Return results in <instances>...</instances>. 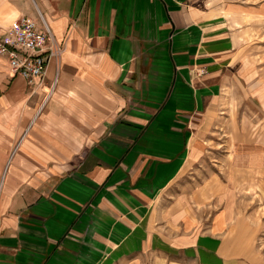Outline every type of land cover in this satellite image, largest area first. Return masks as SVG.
<instances>
[{
  "label": "crops",
  "instance_id": "1",
  "mask_svg": "<svg viewBox=\"0 0 264 264\" xmlns=\"http://www.w3.org/2000/svg\"><path fill=\"white\" fill-rule=\"evenodd\" d=\"M259 3L0 0V39L38 10L63 49L34 87L0 56V264H264L260 220L222 199L264 197L225 23L264 20ZM219 150L226 188H176Z\"/></svg>",
  "mask_w": 264,
  "mask_h": 264
},
{
  "label": "rangeland",
  "instance_id": "2",
  "mask_svg": "<svg viewBox=\"0 0 264 264\" xmlns=\"http://www.w3.org/2000/svg\"><path fill=\"white\" fill-rule=\"evenodd\" d=\"M206 1L208 9L225 10V12L229 8V2L248 4L250 7H247V9L249 10L251 7L257 8L259 6L258 4H260V0H253L254 2L252 0H248V2H244V0ZM225 23L228 24V26H235L236 30L240 32V35L237 38L238 41L236 42L237 46L235 51L239 56L238 61L244 62L250 71L249 78L252 80L250 84L245 86V90L241 91H247V96L244 97L242 95L237 101V121L235 123L243 125L244 130L247 131V133H241L242 137L240 141H246L244 143L246 154L253 153L254 155L257 154V156H259V162L255 164V169L260 170V176H262L263 179L262 184L264 185V101L262 100L264 98V20L260 21V18L257 17V19L254 18L251 22L240 20L233 22L232 20H229ZM235 23L238 25H235ZM3 64H0V70ZM213 155L214 156L210 157V161L207 162L209 164L208 166L199 168L198 171L192 170L189 167L191 170L184 173L182 177L183 179L178 181L176 188L182 186H186L187 188L197 187L198 185L202 186L203 183L211 185L213 176H219L217 177L219 180L220 178L224 179L218 181L217 187L223 186L226 188L229 183L225 181L224 176H226V173L231 166L225 161L226 155L223 154L221 150ZM255 182L256 181H253V184L250 182L252 188H254ZM239 185L234 187L240 188L241 186ZM244 193L246 192H241L237 197L236 195L230 196L227 194L225 197H222V199L229 200L236 204H247V210L249 213H254V216L260 220V232L257 234L258 238L256 241L258 244L256 247H258L261 252H264V197L254 196V191L250 192L251 196L247 195L248 193Z\"/></svg>",
  "mask_w": 264,
  "mask_h": 264
},
{
  "label": "built area",
  "instance_id": "3",
  "mask_svg": "<svg viewBox=\"0 0 264 264\" xmlns=\"http://www.w3.org/2000/svg\"><path fill=\"white\" fill-rule=\"evenodd\" d=\"M37 21L20 17L6 28L0 39V56L7 60L8 68L34 87L43 83L48 62L58 59L63 51L53 37L51 29L37 10ZM53 86L47 95L51 93Z\"/></svg>",
  "mask_w": 264,
  "mask_h": 264
}]
</instances>
